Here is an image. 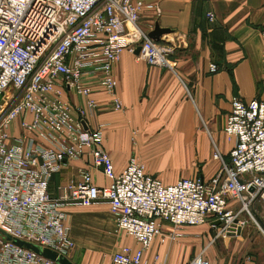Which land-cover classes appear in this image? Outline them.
<instances>
[{"label":"built area","instance_id":"1","mask_svg":"<svg viewBox=\"0 0 264 264\" xmlns=\"http://www.w3.org/2000/svg\"><path fill=\"white\" fill-rule=\"evenodd\" d=\"M153 7L143 0H0V264H57L13 239L66 256L74 247L65 210L71 205L105 201L117 230L138 244L119 246L113 264H163L158 254L146 256L156 237L174 241L183 227L204 224L216 229L215 237L237 236L226 232L242 231L255 221V204L264 207L262 100L231 98L223 130L233 143L228 159L214 151L220 167L209 180L164 184L136 157L116 173L102 125L87 126V112L97 108L89 83L94 74L113 108L122 107L112 66L125 49L134 53L139 46L136 60L171 67L169 47L139 25L141 10ZM68 92L85 97L86 108L70 103ZM85 154L109 183L97 185L83 170L63 195L51 196L50 179L63 162ZM203 252L186 264H210Z\"/></svg>","mask_w":264,"mask_h":264},{"label":"crops","instance_id":"2","mask_svg":"<svg viewBox=\"0 0 264 264\" xmlns=\"http://www.w3.org/2000/svg\"><path fill=\"white\" fill-rule=\"evenodd\" d=\"M143 1L154 7L141 10L139 25L147 33L155 23L168 29L157 42L169 47L171 67L148 65L125 49L112 66L117 81L115 95L122 107L113 108L112 95L103 90L94 74L89 83L97 108L87 112V126L102 125L103 147L116 173L126 167L131 157H136L147 173L164 184L182 177L209 180L220 167L214 151L228 159L233 143L223 130L231 98L238 95L245 101H264V0ZM208 12L214 15L212 20L206 17ZM210 63L217 65V71H209ZM66 99L86 108L83 96L68 92ZM14 126L18 133L17 123ZM83 170L91 171L97 185L109 183L100 171L91 168L85 154L63 162L50 179L51 196L63 195V188L78 181ZM257 205L263 207L256 203L254 210ZM65 210L73 252L76 247H83L100 253L109 244L113 254L123 244L138 246L131 237L112 235L116 223L105 201L87 207L71 205ZM90 223L96 235L87 240L78 234ZM200 227L213 229L208 224L186 226L182 229L185 234L174 241L161 242L156 237L146 256L158 254L163 264H186L196 255L191 257L196 246L193 241L203 238ZM169 228L164 225L165 230ZM252 258L257 259L255 255ZM109 262L113 264L111 256ZM242 262L264 264L260 259Z\"/></svg>","mask_w":264,"mask_h":264},{"label":"rangeland","instance_id":"3","mask_svg":"<svg viewBox=\"0 0 264 264\" xmlns=\"http://www.w3.org/2000/svg\"><path fill=\"white\" fill-rule=\"evenodd\" d=\"M17 129L20 131L18 125ZM254 216L255 221L250 220L246 225V229L238 238L225 239L222 236L215 237L216 230H207V228L200 227L204 235L201 240L193 241V243H196V246L194 245L193 247L195 250L191 254V257L203 250L208 260L214 261V264H247V262L242 261H259V259L264 261V207L257 205ZM94 231V226L90 223L86 228H83V231L78 235L89 240L96 235ZM245 231L246 233L248 231L247 235L244 234ZM112 235L130 237L123 231L117 229H112ZM113 250V247L111 248L109 244H107L106 248H102L100 253L99 251H88L83 247H76L74 252L72 250L67 253L66 256L71 261L75 262L102 261L101 264H110V256ZM254 255L257 259L252 258Z\"/></svg>","mask_w":264,"mask_h":264},{"label":"water","instance_id":"4","mask_svg":"<svg viewBox=\"0 0 264 264\" xmlns=\"http://www.w3.org/2000/svg\"><path fill=\"white\" fill-rule=\"evenodd\" d=\"M168 32V29H165V28H161L158 23H155L154 27L147 33L149 38H151L152 40L154 41H158L160 36L163 34V33H167ZM140 50V47L137 46L134 53H138ZM86 127V126H85ZM219 223V221H216L215 224L217 225ZM241 233V228L238 227L237 230H236V233H234L232 230L230 231H227L226 232V235H234V234H237V235H240ZM6 238L7 239H11V237L9 235H6ZM14 242L20 246H23L25 248H28L32 251H34L35 253L45 257V258H48L52 261H55L57 264H73V262L66 256L62 255V254H58L56 251L54 250H51V249H48V248H42L40 246H37L35 244H32V243H29V242H26V241H23V240H18V239H13Z\"/></svg>","mask_w":264,"mask_h":264}]
</instances>
